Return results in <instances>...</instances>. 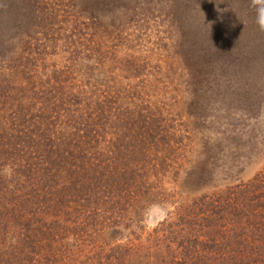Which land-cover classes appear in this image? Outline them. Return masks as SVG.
Wrapping results in <instances>:
<instances>
[{"label":"rangeland","instance_id":"374dc122","mask_svg":"<svg viewBox=\"0 0 264 264\" xmlns=\"http://www.w3.org/2000/svg\"><path fill=\"white\" fill-rule=\"evenodd\" d=\"M262 14L264 0H0V264L148 249L182 201L259 171Z\"/></svg>","mask_w":264,"mask_h":264},{"label":"trees","instance_id":"16d2710c","mask_svg":"<svg viewBox=\"0 0 264 264\" xmlns=\"http://www.w3.org/2000/svg\"><path fill=\"white\" fill-rule=\"evenodd\" d=\"M145 200L137 197L133 206L141 207ZM170 218L174 221L165 226L161 222V228L153 230L156 245L147 249L141 238L129 239L111 246L105 262L99 252L92 260L96 264H264V164L245 182L182 201Z\"/></svg>","mask_w":264,"mask_h":264},{"label":"clouds","instance_id":"9594fccd","mask_svg":"<svg viewBox=\"0 0 264 264\" xmlns=\"http://www.w3.org/2000/svg\"><path fill=\"white\" fill-rule=\"evenodd\" d=\"M261 26L264 27V14H262Z\"/></svg>","mask_w":264,"mask_h":264}]
</instances>
